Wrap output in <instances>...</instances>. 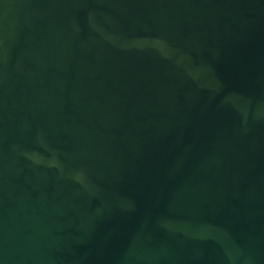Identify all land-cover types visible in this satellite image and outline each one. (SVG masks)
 Listing matches in <instances>:
<instances>
[{
    "label": "water",
    "instance_id": "1",
    "mask_svg": "<svg viewBox=\"0 0 264 264\" xmlns=\"http://www.w3.org/2000/svg\"><path fill=\"white\" fill-rule=\"evenodd\" d=\"M0 264H264V0H0Z\"/></svg>",
    "mask_w": 264,
    "mask_h": 264
}]
</instances>
